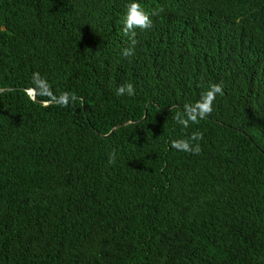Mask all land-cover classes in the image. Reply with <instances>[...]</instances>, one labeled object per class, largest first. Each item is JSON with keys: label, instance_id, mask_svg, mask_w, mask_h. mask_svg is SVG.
<instances>
[{"label": "trees", "instance_id": "obj_1", "mask_svg": "<svg viewBox=\"0 0 264 264\" xmlns=\"http://www.w3.org/2000/svg\"><path fill=\"white\" fill-rule=\"evenodd\" d=\"M131 2L0 0V264H264V0Z\"/></svg>", "mask_w": 264, "mask_h": 264}, {"label": "clouds", "instance_id": "obj_2", "mask_svg": "<svg viewBox=\"0 0 264 264\" xmlns=\"http://www.w3.org/2000/svg\"><path fill=\"white\" fill-rule=\"evenodd\" d=\"M127 11L125 14V18L123 21L122 31L125 36H128L133 45L135 44V33L136 30H146L152 26V20L149 15L143 11L141 5L137 2V0H132L127 6ZM134 54L133 48H125L122 51V55L125 58L131 57ZM33 82L37 84L42 93L47 94L50 91V86L47 85L45 81L38 77L37 74H34ZM34 90V89H33ZM32 91V90H29ZM28 91V93H29ZM223 88L220 84H211L206 92L201 94V99L195 105H186L185 106V115L186 119H181L177 117V122L183 125L184 127H188L189 122L197 123L200 119H204L208 115H210L213 111V103L215 101L217 94H222ZM117 96H133L135 95L134 86L131 83L121 85L117 91ZM32 97V95H30ZM76 101L77 97L74 94L70 93H61L57 102L62 107H67L69 104V100ZM203 139V133L196 132L193 133L192 136L187 140H174L171 142V146L175 149L182 150L185 152H189L192 154H198L200 151L199 144H193L190 141H198ZM116 159V151L113 149L111 153H109V164L115 163Z\"/></svg>", "mask_w": 264, "mask_h": 264}, {"label": "water", "instance_id": "obj_3", "mask_svg": "<svg viewBox=\"0 0 264 264\" xmlns=\"http://www.w3.org/2000/svg\"><path fill=\"white\" fill-rule=\"evenodd\" d=\"M29 94L32 95V99H33L34 101H37V96H36L37 92H36V90L29 91ZM116 129H117V127L114 128V129L112 130L111 134H112Z\"/></svg>", "mask_w": 264, "mask_h": 264}]
</instances>
